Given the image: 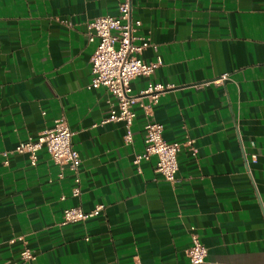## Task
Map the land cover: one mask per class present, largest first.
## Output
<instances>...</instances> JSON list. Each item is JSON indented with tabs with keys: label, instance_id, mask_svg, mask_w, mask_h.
Wrapping results in <instances>:
<instances>
[{
	"label": "crops",
	"instance_id": "obj_1",
	"mask_svg": "<svg viewBox=\"0 0 264 264\" xmlns=\"http://www.w3.org/2000/svg\"><path fill=\"white\" fill-rule=\"evenodd\" d=\"M119 1L0 0V262L27 247L34 264H191L196 232L208 264H264V0H133L137 34L157 45L143 56L161 59L133 93L165 88L137 101L130 127L102 123L115 99L89 86V23ZM61 116L82 159L78 196L45 148L35 164L14 151ZM148 120L182 143L175 184L156 156L134 163ZM99 204L64 222L66 207Z\"/></svg>",
	"mask_w": 264,
	"mask_h": 264
},
{
	"label": "built area",
	"instance_id": "obj_2",
	"mask_svg": "<svg viewBox=\"0 0 264 264\" xmlns=\"http://www.w3.org/2000/svg\"><path fill=\"white\" fill-rule=\"evenodd\" d=\"M142 25L141 19L135 17L133 0H120L116 14L102 15L94 18L89 23V40H96V47L91 57L92 78L90 87H105L115 99V107L111 114L102 123L107 121H124L130 127L136 117L134 105L142 97H149L155 103L165 85L149 82L148 86L137 96L133 93L132 80L139 75L151 76L161 64L158 57L156 61H147L143 52L149 46L157 49L148 38L139 36L138 30ZM228 77V73H221L216 82H221ZM164 126L162 123L148 120L145 126V149L134 158V163L156 156V171L161 173L164 180L171 184L178 182L179 170L178 153L182 143L168 142L163 137ZM74 131L70 128L65 116L55 119L54 126L42 132L35 140L28 139L20 142L14 149L19 153H28L31 163L35 164L37 153L45 148L52 159L60 166L59 176L68 168L73 173L75 186L72 195L78 196L81 192V165L82 159L73 143ZM130 139V134L127 136ZM192 141L188 144L192 147ZM8 156V153H3ZM253 158L256 155H252ZM65 199V196H61ZM104 209L99 204L90 211H84L81 206H69L63 210L65 223L85 220L96 216ZM191 246L188 249V258L191 264H208V249L196 232L191 234ZM14 240H11L13 242ZM35 252L25 247L16 261H4L0 264H34Z\"/></svg>",
	"mask_w": 264,
	"mask_h": 264
}]
</instances>
